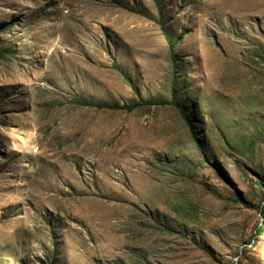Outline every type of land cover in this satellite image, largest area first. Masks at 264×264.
Masks as SVG:
<instances>
[{
	"label": "rangeland",
	"instance_id": "374dc122",
	"mask_svg": "<svg viewBox=\"0 0 264 264\" xmlns=\"http://www.w3.org/2000/svg\"><path fill=\"white\" fill-rule=\"evenodd\" d=\"M0 264H264V0H0Z\"/></svg>",
	"mask_w": 264,
	"mask_h": 264
},
{
	"label": "trees",
	"instance_id": "16d2710c",
	"mask_svg": "<svg viewBox=\"0 0 264 264\" xmlns=\"http://www.w3.org/2000/svg\"><path fill=\"white\" fill-rule=\"evenodd\" d=\"M171 43V48L173 49V47L175 46V44ZM115 69L120 70L119 67L114 66ZM129 81V80H128ZM79 105H83V106H88V107H92V108H97V109H101V110H127V111H132L134 110L138 105H133V106H112V105H108V104H100V103H95L92 101H86L83 99H80L77 101ZM148 105V104H147Z\"/></svg>",
	"mask_w": 264,
	"mask_h": 264
}]
</instances>
